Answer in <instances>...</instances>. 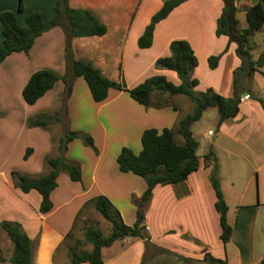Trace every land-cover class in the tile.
Instances as JSON below:
<instances>
[{"label":"crops","instance_id":"0c3cea01","mask_svg":"<svg viewBox=\"0 0 264 264\" xmlns=\"http://www.w3.org/2000/svg\"><path fill=\"white\" fill-rule=\"evenodd\" d=\"M257 1L233 0L237 8L234 17L240 23L244 16L245 27V8ZM20 2L22 10H18ZM54 3L55 0H0V13L13 11L17 22L23 25L25 15L34 11L49 20ZM70 5L92 11L107 26L106 33L100 36L73 37L70 40L73 59L91 61L102 75L123 81L128 88L155 74L179 84L175 71L156 69L154 61L170 55L172 40L184 39L197 57V66L192 72L198 79L195 90L212 88L222 96L232 95L233 69L240 65V58L235 53L236 44L229 42L227 35L215 33L222 0L180 3L155 25L152 44L147 48L137 45L147 24L141 30H133L134 23L139 13L143 11L148 18L160 9H157L159 5L153 9L147 0H70ZM170 27L176 28L177 33L172 34ZM2 40L0 22V43ZM255 46L256 43L252 50ZM220 52L223 54L217 66L210 68L208 57ZM147 53L150 58L145 64L142 58ZM42 69L59 76L65 72L62 25L37 36L28 52H13L0 62V222L9 220L21 224L34 241L36 264H55V254L66 233L71 228L73 231L78 210L90 198L105 195L119 210L123 221L133 225L136 220L133 198L142 195L146 182L132 172L120 171L117 156L124 146L138 154L145 129L175 128L183 116L178 105L171 102L172 95L158 91L153 92L152 100L165 101L161 106L141 105L127 91L114 88L109 89L103 101H94L86 81L76 77L66 99L65 121L70 129L89 134L97 151L80 138L68 143L66 156L79 164L81 179L72 181L65 172H60L57 186L50 194L52 208L42 214L39 212L41 195L36 190L22 192L11 179V171L31 176L47 173L43 159L55 153L51 140L53 125L30 127L27 119L58 109L63 81H56L33 104L26 103L22 96L31 74ZM253 78L264 84V66L253 73ZM218 118L219 115L216 125ZM216 129V135L213 131L209 134L212 129H208L202 136L215 135L209 150L215 153L221 190L228 206L227 220L232 227L229 241L224 245L220 239L219 215L214 206L216 196L209 179L212 165H205L203 153L198 154L199 168L185 180L153 188L144 207V225L151 245L145 246L140 237L116 240L101 249L102 264H187L180 256L191 258L194 264H216L204 261L205 253L225 259L226 264H259L264 257V110L257 100L243 98L237 115L224 120ZM28 148L31 153L24 158ZM91 214V220L84 223L99 228L103 221L94 207ZM8 238L0 226V264H8L14 248ZM155 247L168 252L156 253Z\"/></svg>","mask_w":264,"mask_h":264},{"label":"trees","instance_id":"16d2710c","mask_svg":"<svg viewBox=\"0 0 264 264\" xmlns=\"http://www.w3.org/2000/svg\"><path fill=\"white\" fill-rule=\"evenodd\" d=\"M184 1L164 0L160 9L151 16L149 23L145 26L137 40V45L140 48L151 46L155 25L166 18L177 5ZM222 1L223 8L217 19L215 33L216 35H227L230 41H235L237 43L236 54L240 58V65L233 71V94L228 97L218 94L212 88L204 91L195 90L198 79L192 76V72L197 66V57L189 42L184 39L172 40L169 44L170 55L158 57L154 61L156 69L175 71L180 80L179 84H174L164 75L155 74L147 77L138 85L128 88L123 81H117L102 75L91 61L85 59L75 60L71 55L70 40L73 37L100 36L107 31L106 24L101 22L92 11L73 7L70 5V0H55L53 14L49 20L43 19L39 12L34 11L25 15L24 25L17 22L13 11L0 13L3 35V40L0 43V62L13 52H28L35 38L50 28L58 25H62L64 28V74L59 76L48 69L35 71L22 89L25 102L33 104L46 91L51 89L56 81L62 80L64 90L60 100L61 107L55 110L54 113H41L29 117L27 125L30 127L47 128L52 121L60 119V110L66 116V99L71 93L72 83L76 77H83L93 100L97 102L103 101L107 97L109 89L114 88L127 91L133 100L144 106H161L165 103V101L158 98L152 100L154 91L169 95L181 94L194 103L192 112L186 114L178 122L176 128H163L161 131L155 128L145 129L141 135L142 148L138 154H135L128 147L121 148L117 156L120 171L132 172L142 177L146 182V189L142 195L133 198V203L136 206V220L133 225L126 224L119 210L105 195L90 198L78 210L72 227L74 228L82 210L92 204L94 209L110 223V231L107 235H103L99 228L84 223L83 238L76 240V245L68 247L70 264H81L83 262L102 264L101 249L124 237H140L144 240L145 246L151 245L144 225V207L151 198L153 188L156 185L183 181L189 174L199 168L200 160L197 154L199 143L192 134L191 125L202 116L205 110L214 107L219 115L217 122L219 126L224 120L237 115L243 92H247L249 97H253L251 89L244 88L243 83L246 80L250 81L253 73L264 66V51L259 54L257 59H253L250 53L252 46L249 43V37L264 28V0H258L253 5L245 8L247 27L243 29L238 27V20L234 17L237 8L234 6L233 0ZM18 10H22L21 2ZM222 53L208 57L210 68L217 66ZM254 99L261 103L264 110V101L256 97ZM65 123L62 133L57 138L54 136L51 138L55 153L47 155L43 159L44 165L48 168L47 173L40 176H31L19 171H11V179L15 187L22 192L36 190L41 195L39 212L42 214L49 212L52 208L50 194L57 186V177L60 172H65L72 181L81 179L79 164L66 156L68 143L80 138L85 145L97 151L93 138L89 134L72 130L68 127L67 121ZM176 133L182 137V142L179 143L175 140ZM30 153L31 148H28L24 158H27ZM203 160L205 165H212L209 179L216 196L214 206L219 215L220 239L225 245L231 237L232 227L227 220L228 206L221 190L218 163L214 151L210 149L205 153ZM0 226L14 245L9 258L10 263L33 264L35 244L23 230L21 224L17 221L4 220L0 222ZM71 235L72 228L66 233L65 239ZM86 243L91 244L90 251L78 249V245ZM155 252L167 253L168 250L155 247ZM179 258L187 264H194L191 258L182 256ZM203 260L210 263L226 264L225 259L215 258L209 253H205ZM259 264H264V257Z\"/></svg>","mask_w":264,"mask_h":264},{"label":"rangeland","instance_id":"374dc122","mask_svg":"<svg viewBox=\"0 0 264 264\" xmlns=\"http://www.w3.org/2000/svg\"><path fill=\"white\" fill-rule=\"evenodd\" d=\"M147 1H148V5H150L151 8L155 9L159 5V7L157 8V9H159L160 6L162 5V3L161 4L159 3V1L163 2L164 0H147ZM151 16L147 18V16L145 17V14H143V11L141 13H139V15L136 17L133 30H141V27L144 23H145L144 25L149 23ZM146 18H147V20H145ZM238 23H239V21H238ZM245 25H246V21H245V18L243 16L242 18H240V23H239L238 27L240 29H243V28L247 27V26L245 27ZM168 30H172V34H175L178 31L176 28L171 29V27ZM228 40H229V37H228ZM229 42L235 43L236 47H237V43L235 41L229 40ZM249 43L251 46H253V44L256 43V46L253 47V50L251 49L250 53H251L253 59H257L259 54L262 51H264V31H258L254 35L250 36L249 37ZM129 51H130V53L132 51L131 45L129 46ZM235 53H236V48H235ZM149 54L150 53H147V55L144 58H142L145 61V64L149 60L148 58H150ZM237 57H238V55H237ZM235 69H233V71ZM233 82H234V75L232 74V87H233ZM243 87L246 89H251V91L253 93L252 99H254L256 97V98H260L264 101V84H260V82H258L255 78H253V76H252L250 81L246 80L243 83ZM233 90H234V87H233ZM232 94H233V92H232ZM170 97H171V102L176 103L178 105L179 111L183 117L187 113L192 112V110L194 108V103L188 97H186L184 95H180V94L179 95H172ZM257 102L262 107L261 103L258 100H257ZM60 107H61V103L59 102L57 105V108L60 109ZM59 112H60L59 113L60 119L57 121H52V123H51L53 125V129H54L53 136L55 138H57L62 133L64 126L66 124L65 123L66 119H65V115H64L63 111L60 110ZM217 117H218V112H217L216 108L210 107L207 110H205L203 112L202 116L191 125V131L193 132L195 139L199 142L197 154H203V153L208 152V150L210 148V146H209L210 143H212L215 140V135L217 134V129H216L217 125H216L215 121H216ZM208 129H212V131L215 132L214 137L204 138L202 136L204 132L208 131ZM175 140L177 142H181L182 137L176 133L175 134ZM92 210H93L92 204H89L88 206H86L82 210L81 214L78 216V218L76 220V224L73 228L72 235L69 238H66L63 241V243H61V246L59 247L58 251L56 252L55 258H54L55 264H70L68 247L76 245V242H77L76 240L83 237V225H84L85 221L88 222L89 220H91ZM97 215L103 221L100 224L99 228L102 231L103 235H107L110 231V229H108V228H110V223L107 220H105L99 212H97ZM8 240L10 241L9 238H8ZM11 244L13 245L12 242H11ZM91 248H92L91 244L78 245V249L81 251H90ZM8 264H11L10 261L8 262ZM33 264H36L34 260H33ZM204 264H209V263L205 262Z\"/></svg>","mask_w":264,"mask_h":264},{"label":"built area","instance_id":"2783aa9c","mask_svg":"<svg viewBox=\"0 0 264 264\" xmlns=\"http://www.w3.org/2000/svg\"><path fill=\"white\" fill-rule=\"evenodd\" d=\"M249 97V95L247 94V95H244L241 99H243V98H248ZM209 134H212L213 132H212V130H209V132H208Z\"/></svg>","mask_w":264,"mask_h":264},{"label":"water","instance_id":"95a60500","mask_svg":"<svg viewBox=\"0 0 264 264\" xmlns=\"http://www.w3.org/2000/svg\"><path fill=\"white\" fill-rule=\"evenodd\" d=\"M244 95H247V93H246V92H244V93L242 94V96H244Z\"/></svg>","mask_w":264,"mask_h":264}]
</instances>
